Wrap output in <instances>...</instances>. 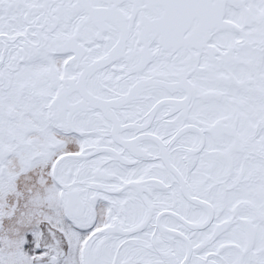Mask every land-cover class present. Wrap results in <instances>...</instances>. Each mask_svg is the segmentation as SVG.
<instances>
[{
	"label": "snow or ice",
	"instance_id": "obj_1",
	"mask_svg": "<svg viewBox=\"0 0 264 264\" xmlns=\"http://www.w3.org/2000/svg\"><path fill=\"white\" fill-rule=\"evenodd\" d=\"M0 264H264V0H0Z\"/></svg>",
	"mask_w": 264,
	"mask_h": 264
}]
</instances>
